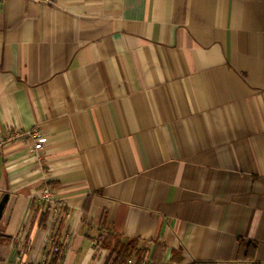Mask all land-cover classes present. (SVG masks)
Returning a JSON list of instances; mask_svg holds the SVG:
<instances>
[{
  "label": "crops",
  "instance_id": "obj_1",
  "mask_svg": "<svg viewBox=\"0 0 264 264\" xmlns=\"http://www.w3.org/2000/svg\"><path fill=\"white\" fill-rule=\"evenodd\" d=\"M33 129L0 148V264H104L111 232L264 264V0H0V133Z\"/></svg>",
  "mask_w": 264,
  "mask_h": 264
},
{
  "label": "trees",
  "instance_id": "obj_2",
  "mask_svg": "<svg viewBox=\"0 0 264 264\" xmlns=\"http://www.w3.org/2000/svg\"><path fill=\"white\" fill-rule=\"evenodd\" d=\"M49 211L45 210L40 217L39 223L45 225L48 219ZM11 238L10 235L0 233V263L5 261V250L6 243ZM253 244V245H252ZM255 247L256 244L251 242L248 246ZM102 246L110 251L104 264H128L129 260L133 256H137L136 264H165L166 261V247L161 244H155L148 258L145 259L147 255V249L141 248L139 240L123 241L122 236L119 233L111 232L108 233L102 239ZM178 254L174 253L173 260L178 259ZM180 259V257H179ZM192 264H216L212 261H194ZM254 264H259L254 261Z\"/></svg>",
  "mask_w": 264,
  "mask_h": 264
},
{
  "label": "built area",
  "instance_id": "obj_3",
  "mask_svg": "<svg viewBox=\"0 0 264 264\" xmlns=\"http://www.w3.org/2000/svg\"><path fill=\"white\" fill-rule=\"evenodd\" d=\"M32 1H40V0H32ZM52 2V0H48ZM16 139H24V140H32L34 141L35 150L41 149L44 146L45 137L40 134V131L37 129H33L31 131H19V132H11L8 135H4L0 133V148H3L5 143L8 141L16 140ZM41 198L44 203L46 211H49L48 215V225L52 229L54 223L61 215L63 204L58 202L55 198V194L53 188L50 185H45L42 188ZM52 236V235H51ZM50 236V237H51ZM54 253H61V247L55 246ZM148 258V254L145 256V259ZM137 256H133L128 264H136Z\"/></svg>",
  "mask_w": 264,
  "mask_h": 264
},
{
  "label": "water",
  "instance_id": "obj_4",
  "mask_svg": "<svg viewBox=\"0 0 264 264\" xmlns=\"http://www.w3.org/2000/svg\"><path fill=\"white\" fill-rule=\"evenodd\" d=\"M7 200H8V197L5 196L4 199H3V201H1V203H0V220L3 217L4 209H5V205L7 203Z\"/></svg>",
  "mask_w": 264,
  "mask_h": 264
}]
</instances>
